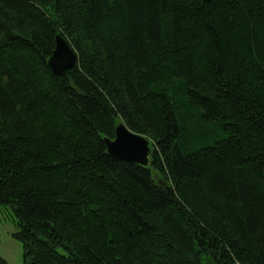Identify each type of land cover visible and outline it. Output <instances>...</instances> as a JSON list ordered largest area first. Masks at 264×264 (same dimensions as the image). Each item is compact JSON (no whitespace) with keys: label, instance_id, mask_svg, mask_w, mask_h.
<instances>
[{"label":"trees","instance_id":"16d2710c","mask_svg":"<svg viewBox=\"0 0 264 264\" xmlns=\"http://www.w3.org/2000/svg\"><path fill=\"white\" fill-rule=\"evenodd\" d=\"M0 206L22 264H264V0H0Z\"/></svg>","mask_w":264,"mask_h":264},{"label":"water","instance_id":"95a60500","mask_svg":"<svg viewBox=\"0 0 264 264\" xmlns=\"http://www.w3.org/2000/svg\"><path fill=\"white\" fill-rule=\"evenodd\" d=\"M76 54L65 39L55 37V48L48 59V68L56 76H64L76 64ZM114 138L105 139L108 154L126 164L146 166L150 155V140L131 131L123 122L115 126Z\"/></svg>","mask_w":264,"mask_h":264},{"label":"rangeland","instance_id":"374dc122","mask_svg":"<svg viewBox=\"0 0 264 264\" xmlns=\"http://www.w3.org/2000/svg\"><path fill=\"white\" fill-rule=\"evenodd\" d=\"M11 215L9 209L0 206V256L8 264H22V246L12 238L17 227Z\"/></svg>","mask_w":264,"mask_h":264},{"label":"bare ground","instance_id":"6f19581e","mask_svg":"<svg viewBox=\"0 0 264 264\" xmlns=\"http://www.w3.org/2000/svg\"><path fill=\"white\" fill-rule=\"evenodd\" d=\"M52 55V54H51Z\"/></svg>","mask_w":264,"mask_h":264}]
</instances>
